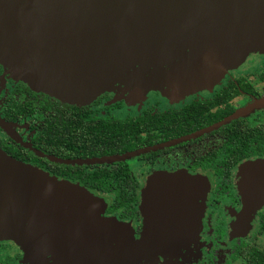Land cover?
<instances>
[{"label":"flooded vegetation","instance_id":"1","mask_svg":"<svg viewBox=\"0 0 264 264\" xmlns=\"http://www.w3.org/2000/svg\"><path fill=\"white\" fill-rule=\"evenodd\" d=\"M263 67L261 57L193 91L169 88L161 80L159 87L140 98L114 88L89 105L76 106L30 89L0 65V123L21 142L70 160L141 152L110 164H58L35 156L1 128L0 150L48 174L57 184H78L103 201L102 217L130 225L122 238L129 232L132 245L140 250L134 248L136 258H123L117 264H264ZM253 103L256 109L215 127ZM53 113L67 122V127L59 128L69 133L64 139H78L70 132L100 130L71 125L83 121L87 113L99 122L106 118L121 122L122 145H114L115 128L109 127L104 129L106 150L100 155L59 156L61 151L51 146L50 138L45 151L38 145V135ZM92 181L105 186L85 185ZM121 197L126 199L125 207L115 208L113 200ZM50 209L44 210L39 239L29 241L37 246L32 250L39 247L37 256L4 237L0 264H54L53 258L66 263L64 252L52 254L65 238L66 220L54 219ZM149 247L156 248L153 254L144 251Z\"/></svg>","mask_w":264,"mask_h":264},{"label":"water","instance_id":"2","mask_svg":"<svg viewBox=\"0 0 264 264\" xmlns=\"http://www.w3.org/2000/svg\"><path fill=\"white\" fill-rule=\"evenodd\" d=\"M251 54L264 56V0H0V65L30 89L69 105H89L117 87L140 98L161 80L193 91ZM0 128L35 156L58 164H110L141 152L60 159L21 142L1 123ZM23 165L0 150L4 237L20 239L30 223L27 232L39 239L50 207L54 219L66 220L65 238L52 250L68 256L65 264L111 263L116 248L113 264L138 256L129 232L123 240L119 222L101 216L102 200Z\"/></svg>","mask_w":264,"mask_h":264},{"label":"trees","instance_id":"3","mask_svg":"<svg viewBox=\"0 0 264 264\" xmlns=\"http://www.w3.org/2000/svg\"><path fill=\"white\" fill-rule=\"evenodd\" d=\"M262 63L264 64V56H262ZM264 72V67H263ZM69 110L76 111L75 107H67ZM54 111V109H52ZM87 113V118H84L83 121L74 122L71 125L76 127H84V128H94L99 127L100 130L98 132L93 131H80V132H70L72 136L77 135L78 139L75 138H62L65 135V132L60 131V127H67V122L61 118V115L58 113H53L49 115L46 119L44 125L42 126L41 132L38 135V145L41 149L48 151L46 149L47 139H51L52 147L58 148L61 152L59 156H66V157H74V156H91V155H100L104 149L106 143V132L104 129L111 127L112 129L115 128V141L114 145L117 147L122 145L123 138V125L121 122L111 123L107 118L102 119L101 122L92 120ZM75 116V115H74ZM103 129V130H101ZM97 136L98 139H94L93 137ZM77 148H79L77 150ZM118 150V149H117ZM54 153V152H53ZM70 153H74L71 156ZM77 153V154H76ZM87 187H104L105 184L101 182L92 181L90 184H85ZM125 198H115L113 200L115 208H122L125 207Z\"/></svg>","mask_w":264,"mask_h":264},{"label":"rangeland","instance_id":"4","mask_svg":"<svg viewBox=\"0 0 264 264\" xmlns=\"http://www.w3.org/2000/svg\"><path fill=\"white\" fill-rule=\"evenodd\" d=\"M260 55H258V54H251V55H249L247 58H246V60L244 61L245 63H254V62H256V61H258L259 60V58H261L262 56H260ZM259 57V58H258ZM117 89H119L118 87H117ZM120 90V89H119ZM23 166H25V165H23ZM19 169H22V168H24V167H18ZM58 183V182H57ZM4 199H5V197H4V195H1L0 196V210H1V206H2V204H3V202H4ZM1 218H2V213H1V215H0V239H3L4 238V233H3V231L4 230H2V221H1ZM66 226V228H67V224L65 225ZM65 226L64 227H62V229H61V231H60V233L57 235V237H60V236H62V234H63V232H64V229H65ZM121 226V228L123 229L122 230V237H123V235H124V232L128 229V228H130V225H128V224H126V223H121V222H119V227ZM30 231H28L25 235H24V237H22V239H20V240H18V239H14V240H12V242L13 243H15L20 249L21 248H23V250H26V249H29L28 251L30 252V253H34L33 254V256H35L36 255V251L39 249V247L38 248H36V250H32V247H33V242H31V244L29 245V240H33L35 237H36V233H29ZM128 232V231H127ZM123 240H124V238H122ZM121 239V242L123 243V240ZM54 242V240L52 239V241H51V244ZM122 243H120V245L122 244ZM136 247H137V245H135ZM34 247H37V246H34ZM33 247V248H34ZM25 248V249H24ZM155 248V247H154ZM153 247H149V248H146V249H144V251H146L147 252V254H149L150 252H152V254H153V252H154V249ZM138 250H140V247H138L137 248ZM156 249V248H155ZM22 250V249H21ZM22 250V251H23ZM118 248H116L115 249V252H114V255H113V257H112V261L113 260H116V258H117V255H118ZM141 250L143 251V248L141 247ZM28 251H26L24 254L25 255H27V253H28ZM42 252H45V247L42 249ZM37 256V255H36ZM34 259H37V260H39L40 258H34Z\"/></svg>","mask_w":264,"mask_h":264}]
</instances>
